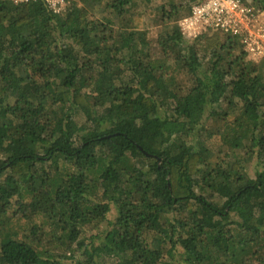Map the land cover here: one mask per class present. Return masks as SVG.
Instances as JSON below:
<instances>
[{"label": "trees", "instance_id": "1", "mask_svg": "<svg viewBox=\"0 0 264 264\" xmlns=\"http://www.w3.org/2000/svg\"><path fill=\"white\" fill-rule=\"evenodd\" d=\"M135 5L0 0V264H264V56Z\"/></svg>", "mask_w": 264, "mask_h": 264}, {"label": "built area", "instance_id": "2", "mask_svg": "<svg viewBox=\"0 0 264 264\" xmlns=\"http://www.w3.org/2000/svg\"><path fill=\"white\" fill-rule=\"evenodd\" d=\"M14 4L30 0H10ZM53 13H62L77 0H41ZM187 40L218 30L238 39L246 57L257 62L264 56V10L245 0H195L178 21Z\"/></svg>", "mask_w": 264, "mask_h": 264}, {"label": "rangeland", "instance_id": "3", "mask_svg": "<svg viewBox=\"0 0 264 264\" xmlns=\"http://www.w3.org/2000/svg\"><path fill=\"white\" fill-rule=\"evenodd\" d=\"M170 0H151L150 3H145L144 0H136V5L133 8L134 12H143V17H144V24H145V28L147 30V37L150 40L151 46L153 48V51L157 54L160 55L159 53V47L157 46V35L160 32V29L162 28L163 23H161L162 21L160 20L159 16L156 14V9L155 7H157L158 5H160L163 2H168ZM248 3H252L251 0H246ZM173 2H176L178 4H181L182 7V12L181 15L184 14V12L186 11V8L188 6V3L190 2V0H173ZM184 16V15H183ZM182 16V17H183ZM181 19V17L176 21V23L178 24V21ZM236 52V51H235ZM234 117V115L232 114L231 116H229L228 119H232ZM220 120V119H219ZM219 120H214L213 118H208L206 119L205 122V126L208 129H215V127H221L223 122L219 121ZM217 138H212L210 140V146L213 148H217L218 147V143H219V139L218 136L216 135ZM255 164H256V159L253 158L250 162H248L246 164V169L245 171H247V173L250 176H253L254 174V169H255ZM18 215V214H17ZM115 217V209L114 207L111 208L110 212L107 215V220L102 221L99 223V226L96 228H89L84 234L83 236H85L86 238H83L85 241H89V237L93 234H95L97 231H100L104 228L107 227V221H113ZM16 219L13 220V228L18 229V230H22V228L27 229L28 226L33 225V224H40V223H44V219L42 218V216L38 215V216H34L31 220H28L27 223L26 220L24 219H19L17 217H15ZM176 259L178 258V256L176 255L175 257ZM63 264H75L74 262H71L70 260H64ZM177 264H180V261L177 259Z\"/></svg>", "mask_w": 264, "mask_h": 264}]
</instances>
